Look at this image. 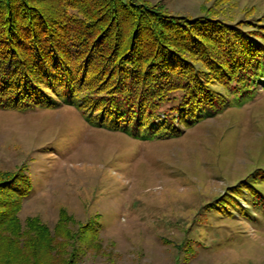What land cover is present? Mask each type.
<instances>
[{"label": "rangeland", "instance_id": "374dc122", "mask_svg": "<svg viewBox=\"0 0 264 264\" xmlns=\"http://www.w3.org/2000/svg\"><path fill=\"white\" fill-rule=\"evenodd\" d=\"M142 1L264 31V0ZM88 5L99 18L101 0ZM210 85L229 103L162 138L93 125L73 103L0 107V175L31 183L0 227V264H264V84L240 98ZM13 196L0 189V205Z\"/></svg>", "mask_w": 264, "mask_h": 264}, {"label": "trees", "instance_id": "16d2710c", "mask_svg": "<svg viewBox=\"0 0 264 264\" xmlns=\"http://www.w3.org/2000/svg\"><path fill=\"white\" fill-rule=\"evenodd\" d=\"M44 1L0 0L2 108L73 103L93 125L162 138L229 103L212 81L238 98L264 84V31L208 12L162 11L142 0H101L99 18L87 8L96 0H47L46 8ZM99 23L115 31H95ZM19 174L0 175V189L14 194L0 205V227L31 186Z\"/></svg>", "mask_w": 264, "mask_h": 264}]
</instances>
